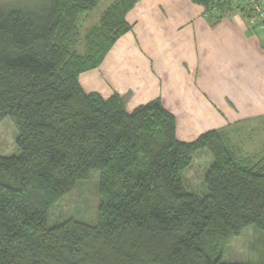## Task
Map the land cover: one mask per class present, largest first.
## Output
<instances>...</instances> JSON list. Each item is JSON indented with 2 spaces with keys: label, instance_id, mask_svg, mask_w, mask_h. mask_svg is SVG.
<instances>
[{
  "label": "trees",
  "instance_id": "16d2710c",
  "mask_svg": "<svg viewBox=\"0 0 264 264\" xmlns=\"http://www.w3.org/2000/svg\"><path fill=\"white\" fill-rule=\"evenodd\" d=\"M99 1L51 0L44 14L0 5V120L20 149L0 156V264H246L224 251L251 226L264 234V167L237 159L219 130L180 142L160 100L129 113L118 95L84 92L80 76L132 30L127 14L143 0H116L83 39L79 20ZM192 2L254 25L240 5ZM201 151L213 160L205 195L184 184ZM95 171L98 224L51 227L53 207Z\"/></svg>",
  "mask_w": 264,
  "mask_h": 264
},
{
  "label": "crops",
  "instance_id": "0c3cea01",
  "mask_svg": "<svg viewBox=\"0 0 264 264\" xmlns=\"http://www.w3.org/2000/svg\"><path fill=\"white\" fill-rule=\"evenodd\" d=\"M126 19L132 30L117 41L97 71L81 75L86 93H100L93 87L96 72L108 89L114 84L127 91L134 83L146 91L138 106L164 101L180 123L177 138L183 143L215 130L225 131L227 140L235 142L245 137L239 135L246 128L254 132L256 123L264 126V40L242 13L216 21L192 0H143ZM136 108L131 104L127 111ZM245 150L244 159L264 154V149ZM198 154L184 175L191 193L195 185L186 186L187 172L196 165L207 172L213 163L208 151L202 162Z\"/></svg>",
  "mask_w": 264,
  "mask_h": 264
},
{
  "label": "rangeland",
  "instance_id": "374dc122",
  "mask_svg": "<svg viewBox=\"0 0 264 264\" xmlns=\"http://www.w3.org/2000/svg\"><path fill=\"white\" fill-rule=\"evenodd\" d=\"M50 1L51 0H0V5L8 9H23L37 14H44L50 6ZM115 1L116 0H100L98 6L94 10L90 11L88 15L79 20L78 26L80 28V37L84 39L85 34L93 28V24L95 22V26L98 25V21L100 20L103 12ZM262 2L264 4V0H262ZM212 17L213 19H216L215 16ZM83 39L82 44H84ZM79 51H83L82 46L81 48L79 47ZM97 69L94 70L97 71ZM96 74V82L93 87L95 89H101L97 90L100 91L101 95L99 92H90L87 94H97L105 100H108L114 95H118L126 100V110L128 106L131 108V104L132 107L137 108L145 106H138V103L145 101L143 100V97H145L143 94L146 95V91L137 89L134 83L132 84V89L127 91L124 89L121 90L122 87L114 84L111 85V87L114 86V88L108 89V87L106 88V84L103 82L104 79L102 76L104 73H101L102 79L98 78L99 74L97 72ZM109 95H111V97H109ZM157 100H160L165 106L164 101L161 98H158ZM179 124L180 123L177 121V128ZM254 129V132L249 131L247 128L245 130L246 132L241 131L239 136L243 137L245 134V137H239V139L235 142L227 140L231 151L237 159H244L241 157L244 156L243 154L245 151L248 152V150L245 149H264L263 124L261 122L256 123ZM222 132L226 136L225 131ZM246 135H249L250 137L248 138ZM18 136L19 132L17 128L9 119L0 120V156L10 157L20 154V149L16 143ZM198 139H200V137ZM197 140L193 142H196ZM238 149L243 150L241 154L237 153ZM203 152L204 151L199 152L200 154L197 156L199 162L204 160ZM244 160H248L251 165L264 167V154H258L252 158ZM196 167L197 168H194V170L191 168L190 171L187 172L185 177L186 186L190 187L191 184L194 183L193 185H195V189L191 188L193 193H198L200 195L208 194V188L205 183L206 169L202 166L196 165ZM99 179V173L95 171L92 172L91 177L88 180L79 182L73 191L67 194L57 205L53 207L49 215V225L54 227L69 218H73L79 222L96 226L98 224L100 206ZM224 261L227 263L264 264V234L254 226H251L245 229L239 237L231 238L224 251Z\"/></svg>",
  "mask_w": 264,
  "mask_h": 264
},
{
  "label": "built area",
  "instance_id": "2783aa9c",
  "mask_svg": "<svg viewBox=\"0 0 264 264\" xmlns=\"http://www.w3.org/2000/svg\"><path fill=\"white\" fill-rule=\"evenodd\" d=\"M219 3H234L246 9L252 17V21L259 32L262 40H264V7L260 0H217Z\"/></svg>",
  "mask_w": 264,
  "mask_h": 264
}]
</instances>
